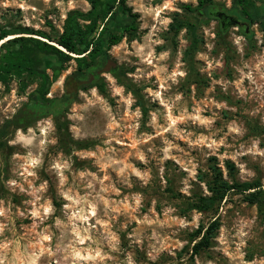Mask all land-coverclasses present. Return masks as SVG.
<instances>
[{"label": "rangeland", "instance_id": "374dc122", "mask_svg": "<svg viewBox=\"0 0 264 264\" xmlns=\"http://www.w3.org/2000/svg\"><path fill=\"white\" fill-rule=\"evenodd\" d=\"M200 1L126 0L138 30L110 50L126 74L104 73L106 92L82 91L61 120L10 133L0 147V264H264V213L243 194L214 214L189 208L210 194L215 170L264 188V22L222 32L218 19L185 9ZM75 9L92 4L0 0V30L56 34ZM176 18L195 20L196 37L175 33ZM76 66L48 97L62 95ZM35 88L0 82V126ZM216 218L211 247L193 254L194 232Z\"/></svg>", "mask_w": 264, "mask_h": 264}, {"label": "trees", "instance_id": "16d2710c", "mask_svg": "<svg viewBox=\"0 0 264 264\" xmlns=\"http://www.w3.org/2000/svg\"><path fill=\"white\" fill-rule=\"evenodd\" d=\"M90 2L92 9L88 12L79 9L70 11L64 21L63 31L56 34L23 28L19 35L14 36L15 33L8 29L0 30V82L15 78L22 90L36 85L29 93L30 101L0 126V147L4 146L12 131L28 129L40 118L52 115L61 120L63 113L79 99L82 91L97 88L106 92L104 73H111L116 77L126 74L123 66L112 57L110 50L127 34L137 32V15L127 6L126 0ZM204 3L205 0H201L198 9L189 4L185 9L193 14L195 20L202 15L218 19L222 32L243 22H264V11L254 0H233L231 8ZM195 20L176 18L172 28L177 33L182 27H187L193 37H196ZM113 23L117 26L120 23L124 25L117 30L112 27ZM50 25L55 30L54 25ZM244 32L248 34L247 29ZM52 57L55 60L50 59ZM71 61H75L77 66L66 77L64 92L58 97H48L53 83ZM231 168L234 169V165ZM209 191L210 194L193 196L189 208L203 213H217L219 205L231 192H235L243 194L244 201L257 205L264 213V188L260 180L228 181L222 173L215 170ZM220 226L221 223L216 218L194 232L193 254L197 255L211 247Z\"/></svg>", "mask_w": 264, "mask_h": 264}, {"label": "bare ground", "instance_id": "6f19581e", "mask_svg": "<svg viewBox=\"0 0 264 264\" xmlns=\"http://www.w3.org/2000/svg\"><path fill=\"white\" fill-rule=\"evenodd\" d=\"M60 47H62V46H60ZM63 48V47H62Z\"/></svg>", "mask_w": 264, "mask_h": 264}, {"label": "water", "instance_id": "95a60500", "mask_svg": "<svg viewBox=\"0 0 264 264\" xmlns=\"http://www.w3.org/2000/svg\"><path fill=\"white\" fill-rule=\"evenodd\" d=\"M247 31H248V28H247Z\"/></svg>", "mask_w": 264, "mask_h": 264}]
</instances>
